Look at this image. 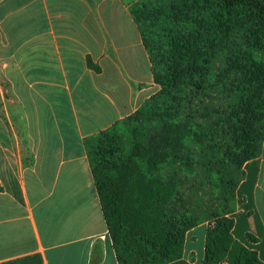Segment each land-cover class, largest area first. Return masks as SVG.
I'll return each mask as SVG.
<instances>
[{"label": "crops", "instance_id": "crops-1", "mask_svg": "<svg viewBox=\"0 0 264 264\" xmlns=\"http://www.w3.org/2000/svg\"><path fill=\"white\" fill-rule=\"evenodd\" d=\"M139 1L125 18L122 0H0V264H119L85 141L158 90L131 14ZM233 218L234 238L264 263V142ZM207 229H190L168 264H204Z\"/></svg>", "mask_w": 264, "mask_h": 264}, {"label": "trees", "instance_id": "trees-1", "mask_svg": "<svg viewBox=\"0 0 264 264\" xmlns=\"http://www.w3.org/2000/svg\"><path fill=\"white\" fill-rule=\"evenodd\" d=\"M131 14L158 90L85 141L118 263L178 260L207 223L204 264H264L232 233L264 142V0H140Z\"/></svg>", "mask_w": 264, "mask_h": 264}, {"label": "rangeland", "instance_id": "rangeland-1", "mask_svg": "<svg viewBox=\"0 0 264 264\" xmlns=\"http://www.w3.org/2000/svg\"><path fill=\"white\" fill-rule=\"evenodd\" d=\"M122 1H123V5L115 10V15L119 17L131 18L127 7L130 3L136 0H122ZM153 91L155 92V89H153Z\"/></svg>", "mask_w": 264, "mask_h": 264}]
</instances>
